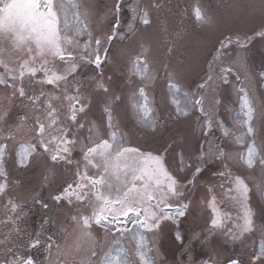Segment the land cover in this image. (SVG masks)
<instances>
[{
  "label": "snow or ice",
  "instance_id": "6c2138e0",
  "mask_svg": "<svg viewBox=\"0 0 264 264\" xmlns=\"http://www.w3.org/2000/svg\"><path fill=\"white\" fill-rule=\"evenodd\" d=\"M70 7L78 9L79 4L70 5L66 0H0V44L11 43L13 50L27 54V58L18 57L13 63L10 57L6 58L3 55L5 48L0 47V69H2L0 70V85L16 89L17 80H22L26 74L35 77L38 73H42L44 77L42 83L59 88L66 85L69 76L74 77L80 66L73 62L66 72L61 73L47 67L49 62L42 59L45 56L58 57L62 61L65 59L75 61L74 53H76L86 63L95 64L97 67L102 65L101 51H103L106 60L108 50L103 48V42L99 38L91 37V33L86 31V25L81 26L78 11L73 12L75 24L71 27L74 30V35H62L70 27L68 16ZM120 7L121 4H116L115 10L118 11ZM133 12L138 13L137 18L143 24H150L149 13L141 11L139 5L133 9ZM193 15L199 23H211V17L207 16L199 6L193 9ZM256 35L264 37V29ZM81 37H87V39L81 40ZM112 38V36H108L106 39L111 40ZM64 44L69 45V48L66 49ZM81 44H83V49L80 47ZM92 44L95 45L94 48H92ZM90 48L91 51H89ZM33 52L36 55H32ZM38 60L41 61L39 68L34 66ZM129 71L131 75L139 77L141 80L150 78L147 56L143 53L137 55L131 61ZM230 71V68L223 70L225 74L222 76V82L225 84L228 83L227 73ZM214 79L215 76L210 74L199 87L201 89L210 87ZM96 87L104 93L106 98L111 97L102 110L107 138H104L103 134L94 138L92 122H88V136L84 138L88 143L82 144L80 149L86 167L83 171L79 170V162H77L78 170L75 175L78 179L71 184L66 183L51 199L58 204L65 202L72 204L73 197L76 201L85 202L89 195V189H91L90 194L94 197L95 207L90 214L73 217L86 230L85 234L88 235L87 230L93 226H100L105 221L117 222L123 224V228L119 230L118 236L114 237V243L117 246L122 245L125 239L135 242L133 250L117 247L114 255L111 251H93L92 257L96 260L92 264H156L155 258L150 254L151 249L146 243V238L141 235L137 240L136 228L129 229L127 227L128 218L133 217L132 223L137 228L151 232L155 236L163 222L175 221L176 217L185 216L189 207L188 204L177 202L178 198L183 196V193L179 191L180 173H187L194 167L191 179L187 174L183 176V179L191 184L203 169L193 164H185L184 154L181 153L177 160L176 172L173 173L166 167L162 156L152 153L145 154L141 153L139 149L123 147L121 141L118 140V136L121 134L116 130L112 114L113 101H119L121 97L112 96L102 80L96 82ZM168 87L172 92L171 103L177 116H188L190 109L204 111L203 97L192 99L187 92H181L179 85L175 83H169ZM67 90L66 88L65 91ZM76 91L78 93L79 89L77 88ZM239 91L241 93L239 101L242 118L235 124L236 130L227 128L222 121L218 122L217 126L223 129L225 137L232 135L236 143L245 146L246 151L239 155L242 165L249 169L255 166L264 169V152L258 147L255 139L254 102L245 89L241 88ZM18 93L22 97L26 95L23 87L18 89ZM181 95L183 98H178ZM41 97L47 101L45 114L48 123L42 122L39 117L35 118L34 130L37 135L34 141L20 143L19 150L10 156L9 146L5 141L13 140L14 137L11 134L0 136V197L5 196L10 187L9 160H11L12 167L26 169L42 150L46 158L52 162L63 161L67 165L73 163L71 156L76 145L80 143V138L66 128L60 129L59 134L51 136V139L47 138L48 128L57 123L58 110L52 103L53 98L43 91L29 99L33 106H36L41 101ZM65 99L74 101L70 105V122L77 124L79 129H84L85 124L79 122L78 113H85L86 106L76 96H66ZM130 99L138 122L155 130L157 121L148 103L145 88L135 89ZM203 126L209 131L213 130V121L207 118V114ZM96 131H100L98 126ZM218 151L221 156L225 155L223 150L218 149ZM211 153L212 149L209 147L207 150L201 151L196 159L201 162L206 161ZM90 168L97 169V175H90ZM219 175L223 178H230L231 184L234 185V191L242 198V222L234 225L235 230L228 229V234L233 239H238L253 232L255 228V213L248 202L250 189L240 176L232 177L230 172H220ZM260 190L264 193V188H260ZM34 202L40 203L45 209L49 207L47 203H43L38 198H34ZM210 205L213 212L212 228H222L223 218L217 214V209L214 206L215 198L210 201ZM5 207L11 215H6L5 221H0V223L16 225L20 220L23 205L9 197ZM173 212L176 216L172 215ZM260 213L264 215V208L260 209ZM18 231L13 228L8 235L10 237L14 233L18 235ZM175 238L177 241H182V233L177 231ZM194 238L196 237L194 236ZM21 247H24L26 251L21 252ZM41 247L46 248L50 255L55 244L51 237L47 238L46 244H42L38 235L30 238L25 245L17 244L15 240L10 241L8 238L0 239V256H2L0 264H45V261L31 254ZM48 264H50V259ZM228 264H244V262L239 258H232L229 259ZM248 264H264V236Z\"/></svg>",
  "mask_w": 264,
  "mask_h": 264
},
{
  "label": "rangeland",
  "instance_id": "374dc122",
  "mask_svg": "<svg viewBox=\"0 0 264 264\" xmlns=\"http://www.w3.org/2000/svg\"><path fill=\"white\" fill-rule=\"evenodd\" d=\"M146 1L149 2V0ZM117 2L123 5L124 1L79 0L78 13L84 18L85 23L97 29L98 33L105 27L106 22L108 25L104 34L106 39L108 35L111 33L116 34L117 31V28L115 31L111 29L115 15L114 7L118 4ZM126 3L133 6V9L137 5H141L140 10L144 8L140 0H129ZM196 6H199L207 16L211 17V23L202 24L194 19L193 9ZM107 7H109V11L104 14V22L100 17V13L108 9ZM112 8L113 10H111ZM147 10L150 24L145 25L139 19L136 20L138 13H131L136 18L135 22L132 17H128L121 22V25L128 23L129 31L132 33L133 28L131 26L134 23L135 27L137 21L139 29L135 30L136 33L132 34L127 42L116 46L118 51L115 49V42L113 41V50L109 52L119 53V62L123 61V64H125L129 52L132 53L134 50L142 48L144 51L138 50L137 53L138 55L143 53L147 56L150 75L153 74L155 79L161 80L160 88H169V83H175L179 85L181 92H187L190 98L196 99L199 96L204 98L203 112L198 111V109H190L188 116L171 117L172 115L168 111L173 112L175 110L163 109L165 128H163L162 135L165 137V154L170 153L175 160V164H177L181 153L184 154L185 164L195 166L199 164L196 158L201 151L211 147L212 153L206 161L200 163L203 166V171L197 176V180L190 188L191 207L190 211L188 209L189 215L182 219L179 225L172 224L173 222L161 225L155 236L136 228L137 240L141 235L146 238V243L151 249L150 254L155 258L156 264H181L179 260L187 261L190 264H206L205 259L213 261L217 259L215 257L223 256V254L213 252L208 254L206 249L204 252L196 251L192 246L180 251V245L189 242L191 234L195 231L196 226L193 220L203 222L208 217L207 201L209 197L215 196L225 208L232 209L233 199L229 196V191L234 189V185L231 184L230 178H223L219 175L220 172H230L232 177L240 176L248 184L250 189L248 202L255 210L253 233L256 234L253 239L245 234L244 239L230 243L237 244L238 248L229 247L231 254L234 251L237 252L236 255L241 258L244 264H248L251 256L258 249L252 248L253 244L255 247L258 246L257 244L261 243V238L264 236V215L260 213V209L264 208V193L260 190V188H264V169L259 166L249 169L242 165L239 161V155L246 151L245 146L236 143L232 135L225 137L223 129L217 125L218 122L222 121L227 128L233 131L236 130L235 124L242 118L239 101L241 93L239 90L241 88L245 89L254 102L256 144L264 152V75H261L264 73V37L255 33L260 29H264V0H151ZM111 11L113 12L110 13ZM69 14L70 10L68 16ZM141 26L143 27L141 28ZM126 32L127 30L124 29L118 36L121 37ZM226 35L235 37L240 42L245 40L248 35L251 39L243 46L234 44L232 40H230V43L228 41L223 44L220 40L226 38ZM91 37L93 38V32ZM103 43V48L111 47V40L103 39ZM219 46H221V49L218 51ZM80 47L83 49L82 44ZM94 47L95 45L92 44V48ZM67 48H69V45L66 46ZM89 51H91V48ZM217 54H219V57L214 60ZM250 58L258 63L256 68H253ZM209 64L211 65L209 66ZM113 66L114 63L111 60L106 68H109L110 72L108 70L107 72L114 79L111 69ZM82 67L83 70H80ZM84 68L90 69L89 72L86 71L87 73H85ZM229 68L231 71L227 73L228 83L225 84L222 82V76L225 74L223 70ZM78 69L77 79L84 80L83 76L86 77L80 88H97L95 86L96 80L93 77V75H96L93 74L96 72L95 69L89 63L84 66L80 65ZM211 69L215 79L210 87L201 89L199 85L207 79ZM115 73L114 71V76ZM128 77L129 88L144 86L145 79L141 82V79L131 75L130 71ZM107 78L106 75V80ZM120 82H122V78L118 82L114 80L109 85H112V88H120L118 86ZM69 88L71 87L69 86ZM87 96L90 98L91 94ZM123 96V100L126 101L127 94L125 93ZM108 99L111 98L108 97ZM118 103L121 105L120 102ZM161 109H158L157 112ZM206 114L207 118L213 121L212 131L203 126ZM133 123L134 134L141 133L143 125L138 122L137 118H133ZM16 128L19 129L18 134L22 133V127ZM77 131L79 132V130ZM218 149L223 150L225 155L221 156ZM176 168L177 166H175V171ZM193 171L194 167L188 170L187 173H180L179 191L188 186V182L183 179V176L187 174L190 179ZM173 173L175 172L173 171ZM91 203V198H87L83 203L86 215L89 214L88 207ZM78 207L77 204H68L66 207L68 211L63 206L60 208V212H69L70 214L72 211H76L78 213ZM68 218L63 222V226L64 224L67 226L65 243L62 242L60 246L51 249H57L54 251V256L62 246H65L62 252L63 258H50L48 250H44V247L34 252V255L45 261V264H48L49 259L50 264H92L96 260L92 257L93 251H111L114 255L117 247L134 249V241L125 239L123 244L119 246L114 243V237L118 236V232H104L100 239L94 232L91 234L89 230H87L89 234L86 235V230L82 228L80 223L74 219L68 220ZM261 223L263 225L259 228L258 224ZM7 229V234H9L12 229L10 227H7ZM91 229L99 231L95 226ZM24 231L28 233L26 228H21V232ZM177 231L182 233V241L176 240L175 233ZM13 236L15 235L13 234ZM13 236H9L8 239L12 240ZM54 236L55 238L60 237L59 235ZM17 240H20V245L25 242L24 239ZM101 243L102 247L98 249ZM42 244L46 243L43 242ZM77 245H79V248H76ZM178 254L179 260L177 259ZM46 255L49 256L48 260L45 257Z\"/></svg>",
  "mask_w": 264,
  "mask_h": 264
},
{
  "label": "flooded vegetation",
  "instance_id": "af4514ba",
  "mask_svg": "<svg viewBox=\"0 0 264 264\" xmlns=\"http://www.w3.org/2000/svg\"><path fill=\"white\" fill-rule=\"evenodd\" d=\"M13 89V88H12ZM18 89H13V91L11 92V97L14 100V105H15V109H16V113L15 114H20V99L24 101V108L26 109H30L32 115H33V122H35V118L36 117H46L45 114V108L41 107L40 104L38 103L36 106H33V104L30 102V97L36 96L38 95L39 91L38 88H24L26 95L25 96H20L18 93ZM64 89V88H63ZM131 91V90H129ZM126 91V94L128 95V92ZM16 93V94H15ZM132 95V92L129 93V96ZM47 103V101H45V104ZM74 103V101L70 102V105ZM148 103L150 105V107L154 108L153 103L149 100L148 98ZM40 108V112L38 114V116L35 114L36 111ZM153 115L156 119L157 122H159V115L157 116L155 114V112L153 111ZM116 117V116H115ZM47 118V117H46ZM113 123H115V119H113ZM75 125L74 123L70 122L69 120L65 121L62 129H68L73 131V134L76 136H79L80 138V143L76 145L71 159L73 161V163L71 165H67L65 164L63 161H57L56 163H61L60 165V171L58 172L55 168L58 165H53L51 166V172L50 175L47 174V177L52 178V182L54 180L58 181L59 184H61L60 186H64L66 183L67 184H71L74 181H76L78 178L75 175L76 171L78 170L77 168V162H79V170L83 171L86 167L85 162L83 161V157L81 154V145L84 143H88V141H86L84 139L83 136H81V134L77 133L76 129H75ZM99 127V132L95 131L94 133H92L93 137L95 138L98 135L103 134L104 138H107L106 133V127H105V121H104V117L103 119L101 118L98 123H96V127ZM51 128V127H50ZM48 128V130L50 129ZM116 130L118 131V129L116 128ZM119 133V132H118ZM59 134V133H58ZM57 134V135H58ZM53 136V135H52ZM86 137V136H85ZM49 139H51V136L49 137ZM118 140L121 141L122 146L123 147H129V148H134V149H139L141 153H152L153 155H160L162 156L164 149H163V145L160 142V138L158 136V134H151V128H144V134L142 136V140L141 143H139L138 141H134L133 140V135H131V133H126V134H121L118 136ZM141 146V147H140ZM89 173L90 175H97L98 170L95 168H90L89 169ZM50 181V180H49ZM38 188H41V191L38 190ZM47 188L48 191V186H39L31 191L28 192H22L21 194H19V196L17 197V199L15 200V202H18L20 204L23 205V210L20 214V220L18 221L19 224H21L23 226V221L26 222V224L29 222L30 224L34 221V219L37 217L38 215V209H39V205H41L40 203H36L34 202V198H38L39 194H43V189ZM54 195V194H53ZM10 197V193L7 192V194L5 196H3V201H4V206H3V211L0 214L1 215V221H5L6 219V215H11V213H7L6 212V203L7 200ZM51 197H49L47 195L46 192V196L44 197V200L42 199V197L38 198L40 201H42L43 203H47L49 204V199ZM42 217H45L46 219H48V213L47 214H40ZM174 216V215H173ZM141 219L143 217H140ZM223 218V227L221 228L222 231V235H228V229L225 230L224 226L226 227V221H228L229 219L226 217H222ZM212 219V218H211ZM211 219L208 220L209 225H211ZM18 223L16 225H11L13 226V228L18 229ZM115 227H119L121 225V223H117V222H113ZM2 229L0 230V234L4 235V229L5 228V223H2ZM212 226V225H211ZM229 226V225H228ZM12 228V229H13ZM19 231H21V229H18ZM224 246H215V249L219 252V251H223Z\"/></svg>",
  "mask_w": 264,
  "mask_h": 264
}]
</instances>
